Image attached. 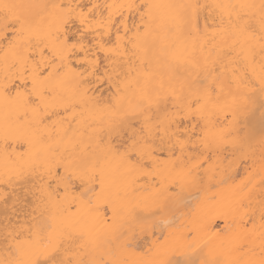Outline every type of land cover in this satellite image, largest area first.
Instances as JSON below:
<instances>
[{
  "label": "snow or ice",
  "instance_id": "6c2138e0",
  "mask_svg": "<svg viewBox=\"0 0 264 264\" xmlns=\"http://www.w3.org/2000/svg\"><path fill=\"white\" fill-rule=\"evenodd\" d=\"M0 264H264V0H0Z\"/></svg>",
  "mask_w": 264,
  "mask_h": 264
}]
</instances>
